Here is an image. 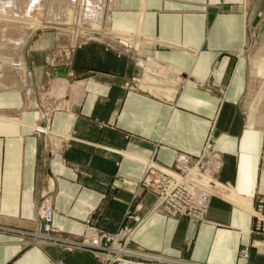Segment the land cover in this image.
<instances>
[{
	"label": "crops",
	"instance_id": "0c3cea01",
	"mask_svg": "<svg viewBox=\"0 0 264 264\" xmlns=\"http://www.w3.org/2000/svg\"><path fill=\"white\" fill-rule=\"evenodd\" d=\"M105 13L108 34L150 65L101 42L73 48L70 39L65 47L61 34L39 31L17 49L18 60L0 58V264H99L86 250L31 244L25 233L39 225L40 196L48 194L53 226L66 235L86 226L114 232L131 202L141 216L152 208L154 195L136 187L140 158L171 166L176 152L200 154L208 136L224 158L220 178L232 184L225 200L213 198L201 223L151 213L132 243L198 263L264 264L254 250L238 258L251 237L252 197L264 194L263 131L248 123L245 106L252 75L264 78V0H112ZM58 50L66 60L53 63ZM51 76L72 99L78 91L47 123L55 135L73 134L69 148L32 129L45 124L35 105ZM132 76L143 79L138 89H123ZM251 92L253 120L264 81Z\"/></svg>",
	"mask_w": 264,
	"mask_h": 264
},
{
	"label": "built area",
	"instance_id": "2783aa9c",
	"mask_svg": "<svg viewBox=\"0 0 264 264\" xmlns=\"http://www.w3.org/2000/svg\"><path fill=\"white\" fill-rule=\"evenodd\" d=\"M80 1L83 5L84 0ZM84 23L90 26H80L78 29H88L87 34L73 35L72 30H75V27L70 30L73 48L80 47L89 41H97L104 43L106 49L114 51L117 57L128 55L140 67L145 66L146 63L147 65L152 63L149 58L134 54L126 42L115 40L113 33L108 34L110 31L104 22L98 27H93L83 18L76 22L77 25H84ZM77 37H79V43L76 42ZM68 75L74 76L72 72ZM142 80L141 76H132L122 83V88L135 91ZM53 87L55 91H52V95L46 91L35 105L39 112L37 120H44L45 124H40L41 121L35 122L32 129L39 134L53 135L63 142L64 148H69L70 143L76 140L73 134L55 135L51 133L47 123L55 110L69 108L78 96L75 97V92H73V99L67 96L66 86L65 88ZM51 100L54 101L51 102ZM43 102L47 103L46 106L42 104ZM140 161L144 164V171L136 187L154 195L152 208L146 215L141 216L138 213L139 205L131 202L124 213L123 224L116 231L86 226L79 235H66L53 226L55 208L48 194L44 193L40 196L39 202V225L25 233L31 240V244H54L66 253L77 249L86 250L97 259L99 264H207L149 252L133 244L132 235L151 213H161L171 218L185 217L205 221L211 200L213 198L225 200L224 195L232 188L229 181H223L220 178L224 166L223 155L212 148L211 139L208 136L200 154L191 156L184 152H176L171 166L153 157L140 158ZM135 198L136 195H133L132 200L134 201ZM252 198L253 213L249 229L251 237L248 243L238 251V258L245 261H248L251 250L264 257V194H255ZM128 221L133 224L129 225Z\"/></svg>",
	"mask_w": 264,
	"mask_h": 264
},
{
	"label": "rangeland",
	"instance_id": "374dc122",
	"mask_svg": "<svg viewBox=\"0 0 264 264\" xmlns=\"http://www.w3.org/2000/svg\"><path fill=\"white\" fill-rule=\"evenodd\" d=\"M28 1L29 0H15L16 6L14 5L13 7L12 4H6L5 8L2 9L0 8V58L5 57L6 55H13L14 59L18 60L19 57H18L17 49L19 47L22 48V46L24 45L23 42L25 38L28 39L27 37L29 34L32 36L37 31L46 32V33L52 32L53 34H61L63 40L61 44L62 43L66 44L65 47H69L71 44L70 30L72 29V27H75L74 28L75 30H72L73 35H75L76 33H84V34L88 33V29L85 28L78 29V28L80 26L87 27L90 25H87V23H84V25L83 24L77 25L76 24L77 20L83 18L85 21L90 22L93 27H98V24H100V22L97 23V20L99 19V17H101L103 18L102 21L104 22V18L106 14L105 12L108 8V4L110 5L112 0H84L83 5H81L80 0H76L74 2L72 0H36L35 5L32 4L30 9L27 8ZM87 9H89L90 11H95L96 14H98V19L96 20L91 17L89 18L86 17L85 15L87 13L86 12ZM15 13L17 14V16ZM55 20L59 22H63L65 20H67V22L74 21L73 22L74 24H70V25L60 24L58 26H53L49 24L50 21H55ZM34 29H36L37 31L36 30L33 31ZM78 40L79 37H77L76 39L77 43H79ZM89 42H97V41H89ZM103 45L105 44L103 43ZM54 49L57 50L56 48ZM58 49L61 50L59 47ZM68 49L72 50V47ZM59 50L58 52H55L58 54L57 57L55 56L51 57V60L54 61L53 63H56L58 57L61 60L64 61L66 60L67 53L65 52L66 53L65 54L64 52H61ZM13 52H15V54ZM55 77L56 76H51L49 77V80L47 78L44 87L40 89L41 95H43L46 91L52 95V91L54 92L55 89L51 85V82ZM263 81L264 78L261 75L260 76L252 75L250 87L245 99V106L247 110L246 114L248 116V123L252 121L253 122L252 128L257 129L260 132L263 131L262 133L264 136V104L263 106L261 105L255 106L256 111L254 113V116L252 117L253 120H251L250 118L251 116L250 107L254 104L255 96L257 94V92L253 94L251 90L260 89L261 86L263 85ZM73 88L75 92L74 95L76 97L78 95V91L76 87ZM36 95L38 96V93H36ZM36 100L37 99L35 97L34 101L36 102ZM42 104L46 106L47 103L43 102ZM262 144L264 148V137ZM206 220L207 219H205V221ZM205 221H198V222L201 223Z\"/></svg>",
	"mask_w": 264,
	"mask_h": 264
},
{
	"label": "bare ground",
	"instance_id": "6f19581e",
	"mask_svg": "<svg viewBox=\"0 0 264 264\" xmlns=\"http://www.w3.org/2000/svg\"><path fill=\"white\" fill-rule=\"evenodd\" d=\"M72 2V1H71ZM35 3H36V0H29L28 1V9H30V7H31V5L33 4V5H35ZM88 3V2H87ZM6 4H12L13 5V7H14V5L16 6V2H15V0H0V8L2 9V8H5V5ZM27 10V9H26ZM87 13H86V17H91V18H94V19H98V14H96V12L95 11H90L89 9H87V11H86ZM16 14V13H15ZM16 16H17V14H16ZM100 16V15H99ZM97 17V18H96ZM102 19L103 18H101V17H99V19L97 20V23H102L103 21H102ZM61 21H63V20H61ZM59 22V21H58ZM99 25V24H98ZM37 29V28H36ZM36 29H34L33 31H35ZM39 29V28H38ZM37 31V30H36ZM23 44H24V42H23ZM57 87H62V88H65L61 83H58L57 84ZM64 90V89H63ZM253 203V202H252ZM253 213V207H251V214Z\"/></svg>",
	"mask_w": 264,
	"mask_h": 264
}]
</instances>
